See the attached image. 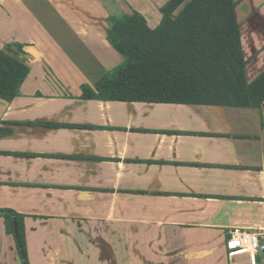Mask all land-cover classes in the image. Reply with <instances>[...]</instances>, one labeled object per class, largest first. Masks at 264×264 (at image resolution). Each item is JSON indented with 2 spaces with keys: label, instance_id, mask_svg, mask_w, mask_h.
<instances>
[{
  "label": "crops",
  "instance_id": "crops-1",
  "mask_svg": "<svg viewBox=\"0 0 264 264\" xmlns=\"http://www.w3.org/2000/svg\"><path fill=\"white\" fill-rule=\"evenodd\" d=\"M168 1L0 0V48L19 41L32 56L19 95L0 98L12 130L0 137V209L26 216L31 264H264V251L230 244L235 227L264 243V101L82 97L123 61L108 17L138 11L155 29ZM236 1L252 83L264 0ZM0 264H23L3 217Z\"/></svg>",
  "mask_w": 264,
  "mask_h": 264
},
{
  "label": "trees",
  "instance_id": "trees-1",
  "mask_svg": "<svg viewBox=\"0 0 264 264\" xmlns=\"http://www.w3.org/2000/svg\"><path fill=\"white\" fill-rule=\"evenodd\" d=\"M236 6V0H169L161 8L163 19L155 29L138 11L108 17V39L123 61L94 86L84 85L82 97L260 107L264 72L248 83ZM25 47L22 42L10 41L0 48V98L5 101L19 95L30 73L32 56ZM11 132L0 127V137ZM0 217L5 219L7 232L16 238L23 264H31L26 216L0 209Z\"/></svg>",
  "mask_w": 264,
  "mask_h": 264
},
{
  "label": "built area",
  "instance_id": "built-area-1",
  "mask_svg": "<svg viewBox=\"0 0 264 264\" xmlns=\"http://www.w3.org/2000/svg\"><path fill=\"white\" fill-rule=\"evenodd\" d=\"M230 244L234 248L247 249L255 254L264 251L261 234L242 227H235L231 230Z\"/></svg>",
  "mask_w": 264,
  "mask_h": 264
},
{
  "label": "rangeland",
  "instance_id": "rangeland-1",
  "mask_svg": "<svg viewBox=\"0 0 264 264\" xmlns=\"http://www.w3.org/2000/svg\"><path fill=\"white\" fill-rule=\"evenodd\" d=\"M188 1H189V0H188ZM184 4H186V3H184ZM183 6H184V5H183ZM183 6H181L176 12H178L179 10H181V9L183 8ZM4 37H7V36H4ZM8 37L10 38V40L13 39V38H12L13 36H8ZM14 37H15V36H14ZM22 262H23V261H22Z\"/></svg>",
  "mask_w": 264,
  "mask_h": 264
}]
</instances>
